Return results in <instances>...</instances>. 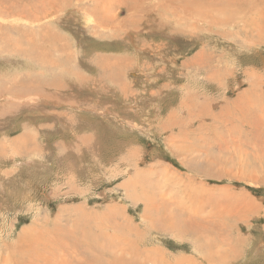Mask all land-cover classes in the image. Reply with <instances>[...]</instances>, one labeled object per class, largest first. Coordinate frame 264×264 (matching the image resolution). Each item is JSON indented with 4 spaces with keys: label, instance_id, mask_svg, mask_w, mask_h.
Returning <instances> with one entry per match:
<instances>
[{
    "label": "rangeland",
    "instance_id": "rangeland-1",
    "mask_svg": "<svg viewBox=\"0 0 264 264\" xmlns=\"http://www.w3.org/2000/svg\"><path fill=\"white\" fill-rule=\"evenodd\" d=\"M188 1L0 0V264H264V0Z\"/></svg>",
    "mask_w": 264,
    "mask_h": 264
},
{
    "label": "bare ground",
    "instance_id": "bare-ground-1",
    "mask_svg": "<svg viewBox=\"0 0 264 264\" xmlns=\"http://www.w3.org/2000/svg\"><path fill=\"white\" fill-rule=\"evenodd\" d=\"M2 1V0H1ZM8 1V0H7ZM175 1V0H174ZM213 1H216V0H213ZM219 1V0H218ZM10 2H11V0H10ZM13 2V1H12ZM92 2H93V0H92ZM91 2V3H92ZM110 2V1H109ZM188 2H191V4H196V3H199L200 5H199V9H197V13L196 14H200L201 12H199L200 11V8H204L205 6H206V4H208L209 2H210V0H189ZM63 3V2H62ZM211 3V2H210ZM254 3V2H253ZM5 4V3H4ZM3 4V5H4ZM76 4V3H75ZM204 4V5H203ZM227 4V3H226ZM231 4V3H230ZM229 4V5H230ZM233 4V3H232ZM93 5V4H92ZM198 5V4H197ZM197 5H196V7H197ZM252 5V4H251ZM95 6V5H94ZM234 6V5H233ZM16 7V6H15ZM14 7V8H15ZM97 7H98V5H97ZM235 7H236V5H235ZM6 8V7H5ZM229 8V7H228ZM8 9V8H7ZM11 9V8H10ZM209 9V8H208ZM216 9V8H215ZM217 9H218V11H219V13H221V12H223V14H224V11H225V9H227V8H222V7H217ZM216 9V10H217ZM230 9V8H229ZM92 10H93V8H92ZM221 10H224V11H221ZM231 10H233L234 11V9H231ZM230 10V11H231ZM7 11V10H6ZM52 11V10H51ZM51 11H49V12H51ZM180 11V10H179ZM201 11H202V9H201ZM210 11V10H209ZM228 11V10H227ZM226 11V12H227ZM54 12V11H53ZM52 12V13H53ZM56 12V11H55ZM175 12V11H174ZM214 12H215V10H214ZM213 12V13H214ZM6 13V12H5ZM16 13V12H15ZM60 13V12H59ZM210 13H212V12H210ZM212 13V14H213ZM216 14H217V12H215ZM218 13V14H219ZM232 13V12H231ZM16 14H18V13H16ZM204 14H206V13H204ZM10 15V14H9ZM19 15V14H18ZM59 15V14H58ZM74 15V14H73ZM176 15H177V13H176ZM202 15V14H201ZM208 16L210 15V14H207ZM49 16V15H48ZM17 17V16H16ZM49 17H52V15L51 16H49ZM60 17V16H59ZM177 19H178V21L180 22V20H182V17L180 16V15H177V16H175ZM210 17L211 16H209V19H210ZM53 18V17H52ZM222 18V17H221ZM255 18V17H254ZM1 19V18H0ZM54 19V18H53ZM183 19H184V17H183ZM217 19V18H216ZM215 19V20H216ZM6 20V19H5ZM19 20H21V18L19 19ZM60 20V19H59ZM222 20V19H221ZM232 20V19H231ZM12 21V20H11ZM30 21V20H29ZM100 21V20H99ZM98 21V22H99ZM218 21L219 20H217V23H214L213 21L212 22H210L209 23V26L208 27H211V32H212V29H213V27H215V28H222L220 25L222 24V26H224V24H225V22H222V23H218ZM247 21V20H246ZM253 21V20H252ZM257 21V20H256ZM25 22V21H24ZM98 22H95L96 23V27H97V25L98 24H100V23H98ZM101 22V21H100ZM182 22V21H181ZM188 22V21H187ZM255 22V21H254ZM6 23V22H5ZM27 23V22H26ZM64 23V22H63ZM184 23V22H183ZM48 24V23H47ZM65 24V23H64ZM208 24V23H207ZM243 24V23H242ZM251 24V23H250ZM24 25V24H23ZM43 25V24H42ZM104 25V24H103ZM102 25V26H103ZM231 25V24H230ZM230 25H229V27H230ZM245 25V24H244ZM53 26V25H52ZM51 26V27H52ZM109 26V25H108ZM232 26H234L233 24H232ZM252 27V26H251ZM31 28V27H30ZM47 28V27H46ZM99 28H101V26L99 27ZM240 28V27H239ZM231 29H233V28H231ZM19 30V29H18ZM220 30V29H219ZM253 30V32H256V34H257V36H258V40L259 39H262L263 38V36H264V29H261L259 32H257L258 30H256V29H251V31ZM41 32V31H40ZM44 32V31H43ZM47 32H49V31H47ZM219 32V31H218ZM237 32H239L238 31V29H237ZM243 31H240V33H242ZM247 32V31H246ZM33 33V32H32ZM51 33V32H50ZM251 33V32H250ZM30 34V33H29ZM254 34V33H253ZM35 35V34H34ZM242 35V34H241ZM251 36V35H250ZM39 37V36H38ZM47 38V37H46ZM256 39H257V37H255ZM5 39V38H4ZM36 39V38H35ZM38 39V38H37ZM243 39V38H242ZM255 39V40H256ZM10 40H11V38H10ZM41 40V39H40ZM248 40V39H247ZM6 41V40H5ZM35 41V40H34ZM37 41L38 40H36V42H34V43H37ZM64 41V40H63ZM252 41V40H251ZM6 42H8V41H6ZM242 42V41H241ZM261 42H263V43H261ZM41 43V42H40ZM47 43V42H46ZM62 43V42H61ZM64 43H66V42H64ZM244 43V42H243ZM252 43H253V41H252ZM38 44V43H37ZM203 44V43H202ZM264 45V40H260V41H258V45ZM66 45H67V43H66ZM65 45V46H66ZM9 46V45H8ZM11 46V45H10ZM9 46V47H10ZM39 44H38V49H39ZM47 46V45H46ZM67 47V46H66ZM29 48V47H28ZM33 48V47H32ZM36 48V47H35ZM1 50H3V49H1ZM14 50V49H13ZM12 50V51H13ZM40 50V49H39ZM84 50V49H83ZM10 51V50H9ZM37 51V50H36ZM2 52V51H1ZM15 52V51H14ZM28 53V52H27ZM32 53V52H31ZM56 53V52H55ZM58 53H56V55H57ZM39 55V54H38ZM49 56H52V55H49ZM46 58V57H45ZM45 60V59H44ZM61 60H63V59H61ZM155 60H157V59H155ZM54 61H55V59H54ZM57 61V60H56ZM60 61V60H59ZM66 62V61H65ZM156 62V61H155ZM78 64V63H77ZM44 66V65H43ZM56 67V66H55ZM42 69V68H41ZM47 70H48V68H47ZM50 70V69H49ZM51 71V70H50ZM52 71H54V70H52ZM48 73V72H47ZM50 73V75H51V72H49ZM109 73V72H108ZM43 75V74H42ZM41 75V77H43ZM106 75V74H105ZM46 76V75H45ZM44 76V77H45ZM57 76V75H56ZM40 77V78H41ZM43 77V78H44ZM47 78V77H46ZM51 78V77H50ZM53 78V77H52ZM51 78V79H52ZM57 78V77H56ZM105 78V77H104ZM3 79V78H2ZM1 80V79H0ZM40 80V79H39ZM39 80H38V82H39ZM41 80L43 81V79L41 78ZM48 80V79H47ZM53 80V79H52ZM37 82V83H38ZM36 83V84H37ZM106 83V82H105ZM54 87V86H53ZM57 88V87H56ZM7 90L9 89V88H6ZM5 89V90H6ZM151 89V88H150ZM11 91V90H10ZM14 91V90H13ZM12 92V91H11ZM11 92H9V93H11ZM17 93V92H16ZM263 94V93H262ZM16 95V94H15ZM251 95V94H250ZM15 97V96H14ZM255 96H253V98H254ZM239 98H241V97H239ZM256 98H257V96H256ZM256 100V99H255ZM47 101V100H46ZM225 101V100H224ZM253 101V100H252ZM238 102V101H237ZM236 102V103H237ZM45 103H47V102H45ZM49 103V102H48ZM57 104H58V102H57ZM60 104V103H59ZM174 106V105H173ZM236 107V106H235ZM234 107V108H235ZM239 107V106H238ZM243 107V106H242ZM248 108V107H247ZM251 108V107H250ZM237 109V108H236ZM243 109V108H242ZM254 110H255V108H253ZM229 110V109H228ZM244 110V109H243ZM249 111L251 110V109H248ZM262 110V109H261ZM246 112L245 113H247L248 111L247 110H245ZM252 111V110H251ZM256 111V110H255ZM241 113V112H240ZM242 113H243V111H242ZM241 113V114H242ZM252 113V112H251ZM257 113V112H256ZM244 114V113H243ZM248 116V115H247ZM252 116L254 117L255 115H253L252 114ZM252 116H250L249 115V118L250 117H252ZM257 116V115H256ZM255 116V117H256ZM252 117V118H253ZM252 118L249 120V121H254L255 119H253L252 120ZM247 119V118H246ZM245 119V120H246ZM256 120L258 121V119L256 118ZM254 122H256V121H254ZM250 123V122H249ZM259 124H261L260 122H258ZM255 124V123H254ZM256 128H257V125L255 126ZM40 128V127H39ZM255 129V128H254ZM257 130V129H256ZM26 134V133H25ZM30 138V137H29ZM23 139H24V137H23ZM22 140V139H21ZM23 141V140H22ZM24 143V142H23ZM23 147V146H22ZM31 149V148H30ZM33 159V158H32ZM99 163V162H98ZM243 202V201H242ZM199 209V208H198ZM191 215V214H190ZM103 222V221H102ZM101 221H100V223H102ZM98 223H99V221H98ZM104 223V222H103ZM107 223V222H106ZM109 223V222H108ZM101 225V224H100ZM176 225H178V224H176ZM102 226V225H101ZM97 227V226H96ZM95 227V228H96ZM100 227V226H99ZM99 227H97V228H99ZM104 227V226H103ZM75 228L76 229H78L79 228V225L77 224L76 226H75ZM117 227H115V229H116ZM181 228V227H180ZM64 229H65V227H64ZM104 229V228H103ZM100 230H101V228H100ZM173 230V229H172ZM92 231H93V229L92 228H90V227H87V232L85 233V234H83L82 235V237L80 238V239H78V240H72L71 242H72V245L73 246H75V247H77V248H79V249H77V250H79V252L80 253H82V256H84L85 257V255L87 254H85L84 253V249H85V246L88 244V245H90L91 247L90 248H95L96 250L98 249V248H104V250L105 249H110V248H115L114 246H116V243L115 242H113V241H110V242H104V241H99V239L97 238V237H94V238H92V235H91V233H92ZM103 231V230H102ZM180 231V230H179ZM96 232V231H95ZM109 233H111V232H109ZM109 233H108V235H109ZM180 234V233H179ZM101 236V234L99 235V237ZM115 237H116V234L114 235ZM125 236V235H124ZM63 237H65V235L63 236ZM106 237V236H105ZM223 237V236H222ZM117 238V237H116ZM53 239V238H52ZM59 239V238H58ZM71 239V238H70ZM92 239L94 240V241H92ZM37 241V240H36ZM238 243V242H237ZM32 244V243H31ZM22 245V244H21ZM16 247V246H15ZM74 248V247H73ZM24 249V248H23ZM126 249V248H125ZM25 250V249H24ZM73 250H75V249H73ZM76 250V251H77ZM70 251H72V250H70ZM135 252H137V250H134ZM18 252V251H17ZM73 252V251H72ZM109 252V251H108ZM104 252H102V254H103ZM138 253V252H137ZM25 254V253H24ZM30 254V253H29ZM54 254V253H53ZM94 254H96V253H94ZM153 255V254H152ZM17 257V256H16ZM95 257V256H94ZM110 257V256H109ZM29 258V257H28ZM107 259V261H108V264H114L115 263V261H117V260H119V258L117 259V257L116 256H112V257H110V258H108V257H106ZM66 259V258H65ZM45 260V259H44ZM51 260V259H50ZM89 262V261H88ZM118 262V261H117ZM102 263V261L100 260L97 264H101ZM124 264L125 262H123V260L122 261H120L119 260V264ZM24 264V263H23ZM89 264V263H88ZM94 264H95V262H94ZM103 264V263H102ZM104 264H105V262H104ZM116 264V263H115Z\"/></svg>",
    "mask_w": 264,
    "mask_h": 264
}]
</instances>
